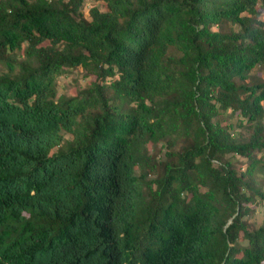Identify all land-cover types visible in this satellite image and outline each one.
I'll return each instance as SVG.
<instances>
[{"label": "trees", "instance_id": "obj_1", "mask_svg": "<svg viewBox=\"0 0 264 264\" xmlns=\"http://www.w3.org/2000/svg\"><path fill=\"white\" fill-rule=\"evenodd\" d=\"M88 1L0 0V264H264V0Z\"/></svg>", "mask_w": 264, "mask_h": 264}, {"label": "rangeland", "instance_id": "obj_2", "mask_svg": "<svg viewBox=\"0 0 264 264\" xmlns=\"http://www.w3.org/2000/svg\"><path fill=\"white\" fill-rule=\"evenodd\" d=\"M93 7H98L100 10L104 11V5L97 3L93 0H89L84 8L85 17H88L89 10ZM262 20H264V12H262ZM60 95L72 96L75 95L79 88L84 87L87 83V80L83 78V72L81 69L74 71L70 76L62 77L59 79ZM264 181V179H263ZM250 223L254 224L256 227H259L264 224V204H258L255 208V213L250 218ZM249 223V224H250Z\"/></svg>", "mask_w": 264, "mask_h": 264}]
</instances>
